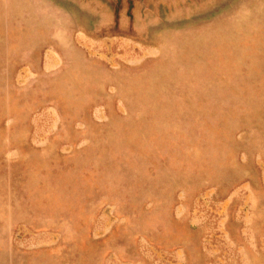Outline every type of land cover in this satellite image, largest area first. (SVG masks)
I'll return each instance as SVG.
<instances>
[{
	"label": "rangeland",
	"instance_id": "374dc122",
	"mask_svg": "<svg viewBox=\"0 0 264 264\" xmlns=\"http://www.w3.org/2000/svg\"><path fill=\"white\" fill-rule=\"evenodd\" d=\"M0 264H264V0H0Z\"/></svg>",
	"mask_w": 264,
	"mask_h": 264
}]
</instances>
